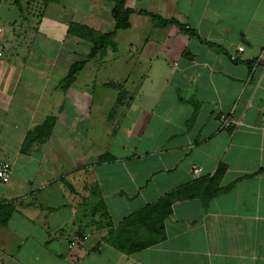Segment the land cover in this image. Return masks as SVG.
<instances>
[{
  "label": "crops",
  "instance_id": "1",
  "mask_svg": "<svg viewBox=\"0 0 264 264\" xmlns=\"http://www.w3.org/2000/svg\"><path fill=\"white\" fill-rule=\"evenodd\" d=\"M113 4L43 3L25 43L0 25V264H264V0H127L195 34L133 12L62 89L91 47L69 24L106 32ZM167 196L163 236L117 249Z\"/></svg>",
  "mask_w": 264,
  "mask_h": 264
},
{
  "label": "trees",
  "instance_id": "2",
  "mask_svg": "<svg viewBox=\"0 0 264 264\" xmlns=\"http://www.w3.org/2000/svg\"><path fill=\"white\" fill-rule=\"evenodd\" d=\"M2 0H0L1 3ZM42 3L47 4L48 2H56L58 0H41ZM114 2L111 8V15L115 21V24L112 29L106 32H96L85 25L78 23H70L68 27V32L74 35H77L81 39L88 40L91 43L89 51L84 57H81L76 62L72 63L67 71L66 76L63 78V83L61 85L62 89H66L71 83L75 80L77 73L83 69L86 62L89 60H95L103 56L106 52L108 46H112L115 49L114 37L119 29L129 28V15L133 12L150 14L156 23L166 25L168 23H174L176 26L185 33L195 34L194 31L187 29L183 24L171 20V19H162L159 15L151 14L146 11H135L133 8L127 6V0H112ZM14 3L20 8V0H14ZM211 46L212 44L209 43ZM171 196H167L159 200L154 204L147 205L141 212L135 213L133 216L125 219L121 225V228L126 226H132L136 224V227L147 228L150 231V235L154 237L163 236V225L162 222L167 214L170 213L171 205ZM210 196L205 198L209 200ZM4 221H2L3 223ZM149 241H143L141 243L135 244L132 243L129 249L125 248L124 245L115 244L117 249L124 251H133L138 248L145 246Z\"/></svg>",
  "mask_w": 264,
  "mask_h": 264
},
{
  "label": "rangeland",
  "instance_id": "3",
  "mask_svg": "<svg viewBox=\"0 0 264 264\" xmlns=\"http://www.w3.org/2000/svg\"><path fill=\"white\" fill-rule=\"evenodd\" d=\"M42 7H43V3L41 0H20V8L14 3V0H2L0 3V25L4 29L5 36L9 35L11 33V31L13 30L9 26V24L6 22V20H8V18L11 16L12 18L17 20V22H15V24L17 26V28H15V31L19 32V35H21L20 41H24V43H25L26 40H24V39H27V37H28L26 33L33 30V28L37 27V25H38L39 16L42 14ZM12 15H15V16H12ZM31 17L34 18L33 21H35V22L27 21V18L30 19ZM18 24L20 26L21 25L23 26L25 24H29V29L23 30L22 28L18 27ZM31 25H33V26H31ZM123 36H124V33L118 34V37H123ZM116 38L117 37H114V39H113L114 43H115V49H113L112 46H108L107 50L110 48V49H113V51H116V50L118 51V48L121 46H120V41H117ZM22 47H23V49L26 48V46L21 44L20 48H22ZM118 53L119 52H116L117 55H118ZM108 60H109V57H108ZM113 67L116 68L115 66H113ZM137 229H138V227H136V224L132 225V226H126L123 228H121V226H120L119 228H117L116 233H117V236H119L121 238L119 240H117V242H119L121 240V245H122V242H124L126 239H128L126 241L127 243H125V244L123 243V245L125 246V248L129 249L131 247L132 243H138V242H136L137 240L130 241V239H133L136 236V230ZM139 229L142 230L143 228L141 227ZM143 230H144V233H148L150 235V231L146 227ZM145 241H147V240H145Z\"/></svg>",
  "mask_w": 264,
  "mask_h": 264
},
{
  "label": "built area",
  "instance_id": "4",
  "mask_svg": "<svg viewBox=\"0 0 264 264\" xmlns=\"http://www.w3.org/2000/svg\"><path fill=\"white\" fill-rule=\"evenodd\" d=\"M239 50H242V47L238 48ZM222 123H221V127H229V126H235L237 124H239L238 121H234L231 118L227 117V116H222ZM199 168L194 169V174L198 175L199 174ZM12 172V165L9 161L7 160H1L0 159V183H6L11 175ZM86 236H78L76 235L73 239L72 242L73 243H80L82 240L86 239Z\"/></svg>",
  "mask_w": 264,
  "mask_h": 264
}]
</instances>
